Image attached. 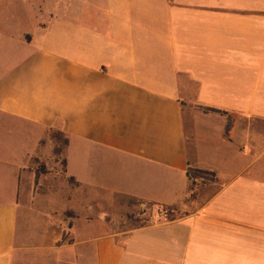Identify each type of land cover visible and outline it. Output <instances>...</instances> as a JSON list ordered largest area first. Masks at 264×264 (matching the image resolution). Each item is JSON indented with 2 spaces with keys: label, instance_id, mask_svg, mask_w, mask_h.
I'll return each mask as SVG.
<instances>
[{
  "label": "crops",
  "instance_id": "1",
  "mask_svg": "<svg viewBox=\"0 0 264 264\" xmlns=\"http://www.w3.org/2000/svg\"><path fill=\"white\" fill-rule=\"evenodd\" d=\"M18 5L31 49L0 62V264L33 238L53 128L75 186L55 264H264V0H0L13 27ZM119 200L183 212L132 226L127 205L113 226Z\"/></svg>",
  "mask_w": 264,
  "mask_h": 264
},
{
  "label": "rangeland",
  "instance_id": "2",
  "mask_svg": "<svg viewBox=\"0 0 264 264\" xmlns=\"http://www.w3.org/2000/svg\"><path fill=\"white\" fill-rule=\"evenodd\" d=\"M17 4H19L18 1ZM4 5L6 6L5 9H8V3H5ZM17 7L20 9L15 19L20 22L17 25L19 26V29L16 28V25L13 27L10 22L14 16L11 17L9 14L1 12L3 7L0 8V62L9 56L19 57L20 55H23V53L25 54L27 50L31 49L30 46L24 45V42L22 41L23 36L20 32V30L28 29L30 27V25L28 27V16L21 6L19 7L18 5ZM1 66L2 65H0V70ZM185 121L187 124V131L189 133L190 118L188 115H185ZM216 129L217 126L213 122H211L210 127L207 126L205 128H200L201 131L211 135L213 139L217 135ZM63 141L64 136L60 134L58 129L53 128L47 130L45 138L41 141V148H45L49 145L51 155L40 153L38 158L33 160L36 174L35 179L33 180L35 188L31 192L30 199L32 202L29 204V211H32L31 216L33 215L31 217L32 220L29 227V235L33 238L23 240L19 243L20 247H22L24 251L21 253L18 264H55L57 257L55 258V255L52 253L55 251V247L71 243V239L67 233V224L72 222V219L75 217V213L71 210V208H68L66 204L67 199L71 200L73 197L75 186L72 181L65 176L63 171ZM191 141L192 140L189 139V145H191ZM191 148L192 147H189V149ZM55 162H57V164ZM201 177L204 179V182L213 180V177L210 175H202ZM38 186H42V190H35ZM75 193L76 195L79 194L77 191ZM195 194L196 192H194L193 195ZM116 204H118V208L113 210V213L115 214L114 217H108V220H118L113 226L121 225L123 213H119L118 211L120 207H126L127 205L131 206V210L126 213V216L127 219L130 220V225L132 226H139L154 222L158 219L161 212L166 211L168 219L177 217L183 212V210L179 208L168 209L167 207L159 205L149 203L139 204L134 201L119 200L115 201V205ZM48 219H50L49 221L53 223L51 226H47L46 221H48ZM96 227L97 232H105L109 230L110 225L108 226L102 223H97ZM46 231L49 232V234L46 238H42ZM60 234H62V237L59 239ZM48 236L50 237L47 238ZM26 249H43L44 251L50 253L45 255V257H41L35 253H27ZM42 258L43 262L41 261Z\"/></svg>",
  "mask_w": 264,
  "mask_h": 264
},
{
  "label": "trees",
  "instance_id": "3",
  "mask_svg": "<svg viewBox=\"0 0 264 264\" xmlns=\"http://www.w3.org/2000/svg\"><path fill=\"white\" fill-rule=\"evenodd\" d=\"M203 111L204 112H212V113H218V114H227L226 112H223V111H219V110H216V109H212V108H204L203 109ZM228 128H229V126L226 128V132L228 131ZM60 132V131H59ZM60 134H62L61 132H60ZM63 135V134H62ZM64 136V135H63ZM65 144H66V139H65V137H64V141H63V146H65ZM62 164H63V166L65 165V161L64 160H62ZM194 174V175H193ZM202 175H210V176H212L213 178H214V175L213 174H211V173H206V172H203V171H193L192 172V174L190 175L189 174V176H191V177H194V176H202ZM70 180H72V179H70ZM168 209H172L171 207H167Z\"/></svg>",
  "mask_w": 264,
  "mask_h": 264
},
{
  "label": "built area",
  "instance_id": "4",
  "mask_svg": "<svg viewBox=\"0 0 264 264\" xmlns=\"http://www.w3.org/2000/svg\"><path fill=\"white\" fill-rule=\"evenodd\" d=\"M165 220H169L168 219V215L167 212H161L158 216V219L156 221H165Z\"/></svg>",
  "mask_w": 264,
  "mask_h": 264
}]
</instances>
